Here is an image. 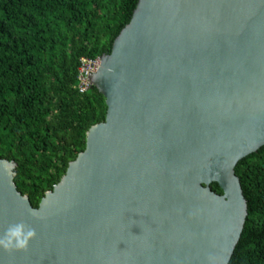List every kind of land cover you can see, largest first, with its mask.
<instances>
[{"label":"water","instance_id":"95a60500","mask_svg":"<svg viewBox=\"0 0 264 264\" xmlns=\"http://www.w3.org/2000/svg\"><path fill=\"white\" fill-rule=\"evenodd\" d=\"M100 59L105 118L38 206L0 157V264H228L235 166L264 145V0H138Z\"/></svg>","mask_w":264,"mask_h":264},{"label":"trees","instance_id":"16d2710c","mask_svg":"<svg viewBox=\"0 0 264 264\" xmlns=\"http://www.w3.org/2000/svg\"><path fill=\"white\" fill-rule=\"evenodd\" d=\"M137 1L0 0V157L17 163L14 182L34 207L105 118L97 87L77 88L80 59L110 52ZM235 174L248 214L228 264H264V145Z\"/></svg>","mask_w":264,"mask_h":264},{"label":"built area","instance_id":"2783aa9c","mask_svg":"<svg viewBox=\"0 0 264 264\" xmlns=\"http://www.w3.org/2000/svg\"><path fill=\"white\" fill-rule=\"evenodd\" d=\"M101 55L96 57H82L78 68V84L77 88L80 92H84L92 85L91 76L98 70Z\"/></svg>","mask_w":264,"mask_h":264}]
</instances>
